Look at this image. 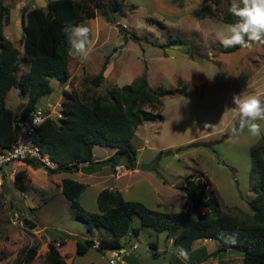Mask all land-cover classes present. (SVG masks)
<instances>
[{"label": "rangeland", "instance_id": "obj_1", "mask_svg": "<svg viewBox=\"0 0 264 264\" xmlns=\"http://www.w3.org/2000/svg\"><path fill=\"white\" fill-rule=\"evenodd\" d=\"M111 1L103 0L107 19L97 9L93 22L88 19L80 22L89 24L95 41L81 61L68 57L70 81L66 88L78 93L86 88L87 94L100 95L143 76L148 86L165 94L153 110H158L161 118L139 124L130 139L137 163L151 162L152 169L114 178L115 167L110 164L101 167L92 174V177L100 176L86 182L79 197L81 207L97 212L96 193L100 188H109L118 190L124 200L138 201L159 212L207 213L210 210L207 199L214 196L223 212L238 217L251 215L247 200L254 196L251 186L258 178H250L248 151L264 137V121H257L262 127L260 137H252L247 129L234 137L230 129L237 124L238 117L230 108L235 107L233 94L258 95L264 100V44L253 43L251 48L239 46L229 52L219 50L223 46L218 36L224 34V26L228 24L221 17L230 13L231 0H208L206 4L213 13L201 16L195 14L203 5L201 0H122L118 8L109 11L107 5ZM43 2L3 0L8 19L2 32L17 49L22 46L24 12L40 7ZM129 33L135 34L138 40L129 37ZM170 38L183 39L185 44L159 46ZM104 59L107 63L102 80L94 86L89 80L100 71ZM25 70L26 64L21 62L19 73ZM49 86L51 92L38 104L57 110L56 102L63 86L53 78L49 79ZM23 98L20 89L12 86L6 93L5 105L15 115ZM108 151V147H93L94 155L99 157ZM116 158L123 166L125 156L116 154ZM11 167L15 172L23 170L28 181L27 189L20 192L11 179L4 178L0 194V264H15L26 248L35 245L37 252L30 264H46L41 243L47 240L42 241L37 226L45 225L46 231L65 235L66 258L73 249L72 241L91 239L93 242L101 236V229L86 230V225L75 218L74 210L61 194L59 178L77 179L76 173H56L58 178L54 173L46 174L43 168L32 169L19 161L4 165L6 174ZM189 194L199 197L198 207H194ZM13 211L21 219L32 220L36 228L28 229L24 224L12 226L8 214ZM130 224L138 226L139 219L133 216ZM128 240L136 243V249L130 251L125 244V251L138 256L141 264L185 262L177 257L164 232L141 227L137 236ZM148 244L153 245L157 255L152 254ZM215 246L214 240H194L189 254L195 259L192 264H242L241 255L230 251L200 260ZM108 255V250L89 248L85 254L75 255L72 264L86 261L108 264Z\"/></svg>", "mask_w": 264, "mask_h": 264}, {"label": "trees", "instance_id": "obj_2", "mask_svg": "<svg viewBox=\"0 0 264 264\" xmlns=\"http://www.w3.org/2000/svg\"><path fill=\"white\" fill-rule=\"evenodd\" d=\"M121 1L112 0L110 6L107 5L108 10L118 8ZM201 1L203 5L195 14L212 15V9L206 4L208 0ZM105 6L103 0H45L43 7L27 9L21 19L23 37L22 50L19 52L3 35L8 9L0 0V149L9 148L14 140L15 116L5 106L7 91L12 86L20 89L26 100L19 115L24 116L51 92L50 78L65 86L69 80V45L63 27L67 23L79 24L85 19L94 18L97 9L107 19ZM221 18L228 24L238 22V18L231 13ZM128 36L138 40L133 33ZM181 44H185L183 39L170 38L159 46ZM238 47H219V50L229 52ZM21 62L27 65L26 72L19 73ZM106 63L107 59H104L100 71L89 80L90 84H99ZM87 92L86 88L80 93L73 89H61V116L44 118L34 130L33 143L56 167H45L35 159H24L25 164L32 169L43 168L46 174L77 172L82 165L93 163L92 147L97 145L114 149L109 159L116 154L124 155V169H134L135 149L130 144L133 130L142 122L161 118L158 110H153L160 104V97L165 91L151 88L145 78L140 76L129 84L107 89L100 95ZM248 154L250 178L256 176L258 181L252 183L254 196L247 200L251 215L242 217L223 212L214 196L207 199L210 204L207 213L159 212L138 201L124 200L118 191L107 188L101 189L96 195L97 212H88L79 203L86 185L68 177L61 178V194L74 210L75 218L86 225L88 232L93 228L103 230L97 238L96 247L92 246L91 239L75 240V255H83L89 248L100 252L122 248L121 239L124 236L130 234L135 238L141 227H148L155 232H164L166 238L171 239L174 249L183 247L189 254L194 240H214L216 246L213 251L203 255L200 260L218 252L230 251L241 255L242 264H264V137L249 147ZM110 165L114 168L120 164L116 158ZM27 181L23 170L14 172L12 184L15 189L24 192ZM189 195L194 207H198L199 197ZM133 216L139 219L138 226H131ZM65 239L63 234L57 239L46 241V264H65L57 250L65 244ZM148 246L154 249L152 244ZM36 252L37 245L28 247L14 263L30 264ZM190 260L195 262V259Z\"/></svg>", "mask_w": 264, "mask_h": 264}, {"label": "clouds", "instance_id": "obj_3", "mask_svg": "<svg viewBox=\"0 0 264 264\" xmlns=\"http://www.w3.org/2000/svg\"><path fill=\"white\" fill-rule=\"evenodd\" d=\"M228 11L238 18V22L224 26V34L218 36L223 47L239 45L242 48H251L253 43L264 44V0H231ZM62 31L67 37L69 56L83 58L89 54L93 44L92 28L89 24L67 23ZM232 103L235 107L230 108V111L238 117V126L233 124L230 134L237 137L247 129L252 137H260L262 127L257 121H264V100L258 95L242 93L233 94ZM34 119L36 122L38 117ZM123 251L121 250L122 253ZM174 251L178 258L186 262L190 259L189 253L183 247H177Z\"/></svg>", "mask_w": 264, "mask_h": 264}, {"label": "built area", "instance_id": "obj_4", "mask_svg": "<svg viewBox=\"0 0 264 264\" xmlns=\"http://www.w3.org/2000/svg\"><path fill=\"white\" fill-rule=\"evenodd\" d=\"M59 109L55 110L53 106L42 107L36 105L34 109L28 111L24 116L19 114L15 116L13 121L14 129V140L9 148L0 149V194L4 189V178H9L13 180L14 169L11 168L9 174H5L4 165L23 161L24 159H35L43 164V166L48 168L56 167L46 154L40 153L38 147L33 143V133L35 128L41 123L44 118L47 117H60ZM35 117L38 119L35 122ZM8 221L12 226L22 225V220L20 214L16 211L9 212ZM98 245V240L95 239L92 242V246L96 247ZM136 248V243H130L128 249L134 250ZM121 250L125 248H112L109 249L108 264H123L119 261V257L123 254Z\"/></svg>", "mask_w": 264, "mask_h": 264}, {"label": "crops", "instance_id": "obj_5", "mask_svg": "<svg viewBox=\"0 0 264 264\" xmlns=\"http://www.w3.org/2000/svg\"><path fill=\"white\" fill-rule=\"evenodd\" d=\"M44 4H45V2H43L41 5H40V7H43L44 6ZM88 20H91L92 22L94 21V18H90V19H88ZM95 34H94V37H93V41H95ZM21 50H22V48L21 49H18V51L19 52H21ZM75 61H77V62H79V60L81 61V59L82 58H73ZM27 71V65H26V70L24 71V72H26ZM70 81V78H69V80H68V82ZM67 85V84H66ZM63 86L62 88L63 89H66V90H68L66 87L67 86ZM61 96V95H60ZM60 97H59V99H58V101L56 102V104L57 103H59V101H60ZM25 100H26V98L24 97L23 98V102H22V104H21V106L18 108V111L16 112V114L14 115V116H16L17 114H19L20 113V109H21V107H22V105L24 104V102H25ZM40 101V100H39ZM38 101V102H39ZM38 104V103H37ZM6 106V105H5ZM94 146H96V145H94ZM93 146V147H94ZM93 147H92V158H93V160H102V159H105V158H107V157H109L111 154H113V152H114V149H112V148H108V152L106 153V154H104L103 156H96V155H94V152H93ZM17 163V162H16ZM137 163V160H135V164ZM15 164V163H14ZM85 165V164H84ZM11 168H13L14 169V167H11ZM11 168H9V171H8V173L7 174H9L10 173V170H11ZM138 172L139 171V169H137L136 167H134V169H129V170H126V169H124V167L123 166H121V165H118V166H115V174L113 175V177L114 178H117V177H119V175H121V174H126V173H128V172ZM14 172H15V169H14ZM73 173H76V175L79 177V178H77V179H74V180H77V181H81V182H83L85 185H87V181H93V179L94 178H98L100 175H98V176H96V177H92V174H94V173H89V174H82V173H80L79 171H77V172H73ZM6 174V173H5ZM53 175H57L58 176V178L60 177L59 176V174H56V173H54ZM84 176V177H83ZM102 176H104V175H101V177ZM56 177V176H55ZM61 179V177L59 178V180ZM6 179H4V181H5ZM60 182V181H59ZM163 182V181H162ZM101 189H103V188H100V190ZM109 189V188H108ZM100 190H98L97 191V193L100 191ZM116 191H118V190H116ZM119 192V191H118ZM97 193H96V195H97ZM120 193V192H119ZM47 229V227L45 226V225H41V226H37V228H36V231H37V234H39V235H41V231H44V230H46ZM129 237H131V235L130 234H127L126 236H124L122 239H121V242H122V244H123V246H125V244H127V246L128 245H130V243L131 242H129ZM167 240H168V242L170 243V241H171V239L170 238H167ZM66 242H67V239H65V244L63 245V246H61L60 248H58V253H59V256H60V259H61V261H63V263H65V264H72V262H73V260H74V257H75V253H74V248H75V241H72L73 242V249L71 250V252L69 253V257L68 258H66L65 257V253L63 252V249H64V247H65V245H66ZM41 245L43 246V248H45V250L43 251V258H45V253H46V251L48 250V248H47V245H45V244H42L41 243ZM136 249V248H135ZM147 249H148V247H147ZM193 249V248H192ZM153 253H154V255H157L156 253H157V250L154 248L153 249ZM152 253V254H153ZM85 254V253H84ZM191 254V253H190ZM190 259H194V257H191ZM119 261H122L123 262V264H141V262H140V260H139V258H138V256L137 257H134L131 253H129L128 251H126L125 253H123L120 257H119ZM192 260H188L187 262L188 263H190ZM88 262H90V261H86V262H81L80 264H85V263H88ZM91 263H93V262H91ZM192 263V262H191ZM94 264H96V263H94ZM184 264H186V261L184 262Z\"/></svg>", "mask_w": 264, "mask_h": 264}, {"label": "water", "instance_id": "obj_6", "mask_svg": "<svg viewBox=\"0 0 264 264\" xmlns=\"http://www.w3.org/2000/svg\"><path fill=\"white\" fill-rule=\"evenodd\" d=\"M115 160V156L112 159L106 158L103 160H95L91 165H83L81 166L78 171L83 174H89L93 172H97L101 167L111 164ZM153 164L149 163H136L135 167L139 170H151ZM22 223L27 226L28 229L36 228V224L27 218H22ZM42 241L50 240V239H57L60 237L59 234L52 233L51 231H41Z\"/></svg>", "mask_w": 264, "mask_h": 264}]
</instances>
